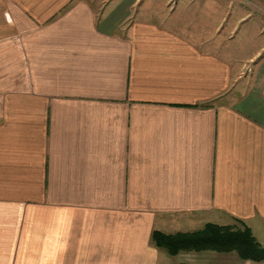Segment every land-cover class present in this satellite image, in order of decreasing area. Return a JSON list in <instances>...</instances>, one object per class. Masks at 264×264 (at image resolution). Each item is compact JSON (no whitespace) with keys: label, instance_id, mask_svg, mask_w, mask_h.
<instances>
[{"label":"crops","instance_id":"crops-1","mask_svg":"<svg viewBox=\"0 0 264 264\" xmlns=\"http://www.w3.org/2000/svg\"><path fill=\"white\" fill-rule=\"evenodd\" d=\"M91 1L0 0V264H264L151 242L264 247V25L234 43L217 0Z\"/></svg>","mask_w":264,"mask_h":264},{"label":"trees","instance_id":"trees-1","mask_svg":"<svg viewBox=\"0 0 264 264\" xmlns=\"http://www.w3.org/2000/svg\"><path fill=\"white\" fill-rule=\"evenodd\" d=\"M151 242L170 256L181 252H234L243 261L264 262V247L256 241L246 226L236 228L206 224L201 230L192 233L172 235L153 231Z\"/></svg>","mask_w":264,"mask_h":264},{"label":"rangeland","instance_id":"rangeland-1","mask_svg":"<svg viewBox=\"0 0 264 264\" xmlns=\"http://www.w3.org/2000/svg\"><path fill=\"white\" fill-rule=\"evenodd\" d=\"M102 0H92L91 3L94 5L96 8H99V11L95 10V17L96 19H100L101 16V3ZM127 2H124V5L128 4L129 0H125ZM210 1V0H203V2ZM219 3L220 11L221 8L224 9V6H228L229 9L227 12L224 14V20L222 21L223 24L221 31H224L230 22L233 23V26L236 25L235 28H237V31L234 33V35L231 37L233 39L234 43H239L240 39L245 35V34H250V28L249 25L254 23V27L259 28L261 25H264V0H217ZM163 0H155V6H161L163 4ZM178 0H171V3H169L168 7H166L165 12L170 14L169 12V7L174 6L177 4ZM160 3V4H158ZM210 5V4H208ZM182 9L185 13L188 12V5H182ZM196 7V4L194 5ZM159 9V8H158ZM246 21V22H245ZM221 22V17H220V23ZM245 22V24H244ZM247 25V26H246ZM221 26V27H222ZM4 32L0 30V34ZM117 32L119 34L122 33L121 29H117ZM243 40V39H242ZM241 46V43L239 44V48ZM253 47V46H251ZM250 50V47L247 49H240L239 53H244ZM245 72L249 73L250 72V67L245 70Z\"/></svg>","mask_w":264,"mask_h":264}]
</instances>
